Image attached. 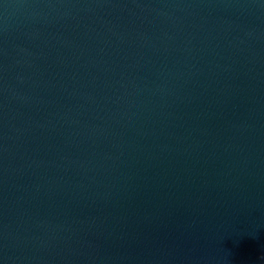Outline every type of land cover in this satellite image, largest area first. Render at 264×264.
<instances>
[{
	"label": "water",
	"instance_id": "1",
	"mask_svg": "<svg viewBox=\"0 0 264 264\" xmlns=\"http://www.w3.org/2000/svg\"><path fill=\"white\" fill-rule=\"evenodd\" d=\"M0 264H264V0H0Z\"/></svg>",
	"mask_w": 264,
	"mask_h": 264
}]
</instances>
